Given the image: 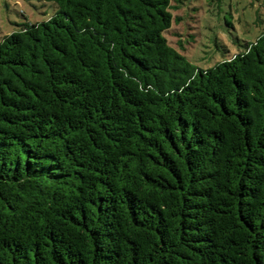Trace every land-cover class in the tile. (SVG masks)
I'll return each mask as SVG.
<instances>
[{
	"label": "trees",
	"instance_id": "16d2710c",
	"mask_svg": "<svg viewBox=\"0 0 264 264\" xmlns=\"http://www.w3.org/2000/svg\"><path fill=\"white\" fill-rule=\"evenodd\" d=\"M42 1L0 41V264H264V31L203 68L182 0Z\"/></svg>",
	"mask_w": 264,
	"mask_h": 264
},
{
	"label": "rangeland",
	"instance_id": "374dc122",
	"mask_svg": "<svg viewBox=\"0 0 264 264\" xmlns=\"http://www.w3.org/2000/svg\"><path fill=\"white\" fill-rule=\"evenodd\" d=\"M55 9V4L42 0H0V41L26 23L47 21ZM174 16H181L182 21L172 25L166 38L174 47L181 39L189 61L206 68L221 59L215 42L230 54L238 49L234 40L255 41L264 31V0H182Z\"/></svg>",
	"mask_w": 264,
	"mask_h": 264
}]
</instances>
